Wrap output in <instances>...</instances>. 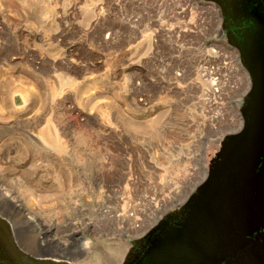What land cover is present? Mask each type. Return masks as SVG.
I'll return each instance as SVG.
<instances>
[{
  "label": "rangeland",
  "instance_id": "374dc122",
  "mask_svg": "<svg viewBox=\"0 0 264 264\" xmlns=\"http://www.w3.org/2000/svg\"><path fill=\"white\" fill-rule=\"evenodd\" d=\"M254 2L0 0V264H264Z\"/></svg>",
  "mask_w": 264,
  "mask_h": 264
},
{
  "label": "flooded vegetation",
  "instance_id": "af4514ba",
  "mask_svg": "<svg viewBox=\"0 0 264 264\" xmlns=\"http://www.w3.org/2000/svg\"><path fill=\"white\" fill-rule=\"evenodd\" d=\"M254 5H252L254 8H257L259 7V5L261 6L262 9H264V0H254ZM259 2L261 4H259ZM243 7L245 8V4H243ZM250 7V5H249ZM253 7H250L248 9H252ZM253 18V19H252ZM256 16H250L249 14L247 16L244 17L243 19V27L241 28L243 34H246V33H257L258 31V25L261 24V22H264V21H258L256 20ZM235 42V41H234ZM259 46H262L264 47V40H261V42H259ZM144 254L141 255V257L138 259V261H140L141 258H143ZM5 264H11V263H5ZM14 264H21V263H14Z\"/></svg>",
  "mask_w": 264,
  "mask_h": 264
},
{
  "label": "bare ground",
  "instance_id": "6f19581e",
  "mask_svg": "<svg viewBox=\"0 0 264 264\" xmlns=\"http://www.w3.org/2000/svg\"><path fill=\"white\" fill-rule=\"evenodd\" d=\"M51 129H45V131L42 133V136H43V138H45V140L47 142L52 143L55 146L57 145V147H58L59 146V140H61V139H59L57 137V134L55 136Z\"/></svg>",
  "mask_w": 264,
  "mask_h": 264
}]
</instances>
